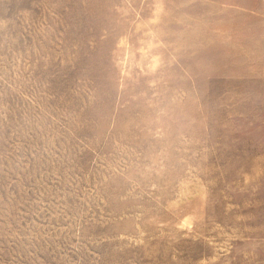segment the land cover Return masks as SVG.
Wrapping results in <instances>:
<instances>
[{"label": "rangeland", "instance_id": "rangeland-1", "mask_svg": "<svg viewBox=\"0 0 264 264\" xmlns=\"http://www.w3.org/2000/svg\"><path fill=\"white\" fill-rule=\"evenodd\" d=\"M0 264H264V0H0Z\"/></svg>", "mask_w": 264, "mask_h": 264}]
</instances>
